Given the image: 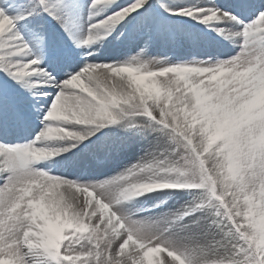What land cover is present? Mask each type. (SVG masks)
Instances as JSON below:
<instances>
[{"label": "snow or ice", "instance_id": "obj_1", "mask_svg": "<svg viewBox=\"0 0 264 264\" xmlns=\"http://www.w3.org/2000/svg\"><path fill=\"white\" fill-rule=\"evenodd\" d=\"M0 264H264V0H0Z\"/></svg>", "mask_w": 264, "mask_h": 264}]
</instances>
